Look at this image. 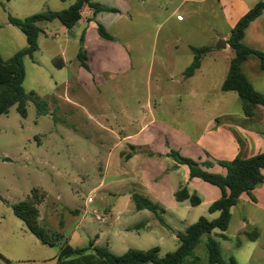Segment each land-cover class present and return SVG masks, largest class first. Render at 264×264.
Segmentation results:
<instances>
[{
	"label": "rangeland",
	"instance_id": "rangeland-1",
	"mask_svg": "<svg viewBox=\"0 0 264 264\" xmlns=\"http://www.w3.org/2000/svg\"><path fill=\"white\" fill-rule=\"evenodd\" d=\"M74 1L0 0L1 57L8 59L27 46L25 34L9 23V15L23 18L63 10ZM92 1L114 9L99 11L102 21L92 20L96 26L66 28L57 19L37 23V50L23 56L26 115L18 112L17 103L0 115V212L37 188L44 194L38 205L40 225L67 240L76 232L79 239H72L70 245L85 247L95 233L106 231L99 245L107 244L115 254L159 246L163 256L178 246L177 231H184L199 216H217V212H208L213 200L206 188L216 191L217 198L221 190L199 178L189 179L186 164L174 167L170 170L174 191L187 186L202 200L197 205L188 200L167 204L161 213L170 226L166 228L151 211L134 209L127 197L132 191L140 193L139 167L144 158L150 159L145 151L176 150L201 168L221 174L226 169L219 160L264 151V106H257L255 115L246 117L236 92L221 89L233 56L224 41L234 24L230 10L236 7L240 16L260 0ZM97 24L112 35L109 45L115 50L122 47L123 58L112 48L110 53L96 52L101 72L88 90L71 73L81 36L88 42L98 37ZM243 42L264 51V11L246 28ZM191 46H210L211 51L193 75L185 76L194 57ZM110 56L122 66L103 64ZM54 57L63 58L65 64L58 67ZM241 68L264 94V70L258 58L249 56ZM37 100L46 103V112H40ZM124 135H133L127 142L142 145H135L136 157L130 161L120 153L134 152L119 143ZM170 198L175 201L166 189L163 200ZM76 209L79 212L73 213ZM93 210L103 222L95 220ZM13 219L17 239L0 247L8 264H49L57 247L42 244L19 218ZM234 236L226 242L216 237L223 258L233 256L237 264L252 263L254 243L239 233ZM205 241L203 234L194 248L199 264H209Z\"/></svg>",
	"mask_w": 264,
	"mask_h": 264
},
{
	"label": "trees",
	"instance_id": "trees-1",
	"mask_svg": "<svg viewBox=\"0 0 264 264\" xmlns=\"http://www.w3.org/2000/svg\"><path fill=\"white\" fill-rule=\"evenodd\" d=\"M84 5L92 8L94 15L99 11L114 10L92 0H75L69 8L63 10H47L23 18L8 16L9 23L25 34L27 46L8 59H3L0 55V115L7 113L9 107L15 103L18 104V112L22 116L26 115L27 94L22 86L25 76L23 56L25 54L32 55L37 50V37L40 31L37 23L57 19L64 27L70 28L81 19V9ZM263 11L264 0L257 1L238 18L225 40V44L229 46L233 56L230 59L227 74L221 83V89L236 92L246 117L254 116L257 106H264V94L253 87L241 68V64L249 56L254 55L259 60L260 69L264 70V51L250 47L243 42L246 28ZM97 32L99 37L104 40L112 39V35L106 31L102 24H97ZM80 41L76 57L80 65L87 69V54L83 37ZM191 50L194 57L184 70L185 76H191L200 67L203 56L211 51V47L191 46ZM52 60L58 67L63 65L60 57H54ZM31 94L35 98V93ZM36 103L40 112H46L44 101L37 100ZM167 156L178 164H186L190 178H200L217 186L221 190V196L208 206V212H217V216L214 218L199 216L184 231H177L175 235L179 241L178 246L163 256L159 255V246L146 250L129 248L122 254H115L108 245H96L93 240L85 247L71 246L61 233H49L40 225L38 205L43 201L44 194L37 188H33L25 199L10 204L11 210L42 244L60 246L56 264H199V257L194 254V248L203 234H206L205 246L209 264H237L233 256H230L228 260L223 258L222 249L216 237L227 239L225 231L230 223L232 207L237 204L242 194L252 197V190L263 182L264 151L249 157L235 156L230 160H219L218 163L226 169L224 174L205 170L193 158L181 156L176 150L169 151ZM130 197L136 210L151 211L163 226L170 228L161 216L164 210L159 203L138 192H132ZM174 198L176 201L188 200L191 205L201 202L200 196L196 192H189L187 186L176 190ZM252 198L254 199V197ZM72 212L75 213L76 210ZM215 230L219 232H215ZM239 234L250 241H255L259 238L260 231L257 227L246 223V227L239 231Z\"/></svg>",
	"mask_w": 264,
	"mask_h": 264
},
{
	"label": "crops",
	"instance_id": "crops-1",
	"mask_svg": "<svg viewBox=\"0 0 264 264\" xmlns=\"http://www.w3.org/2000/svg\"><path fill=\"white\" fill-rule=\"evenodd\" d=\"M238 4H240V1L238 2ZM236 9H237L236 7L235 8L233 7L230 10L231 13H229L230 18H231V15H235L234 21H233L234 24L238 20V18L241 15H243L249 8L246 9V11L243 12L240 16H237V14L235 12ZM93 18L99 22L102 21V19H100V18H102L100 12H97L96 16L94 17L92 8H90L87 5H84L81 9V19L76 23L77 27L82 28V26H84V24H86L88 27L96 26V24H94L92 22ZM233 25H232V27H233ZM81 37H83V35ZM98 37L93 38V40L90 42H88L86 39H84V42H83L84 48H85L86 54H87L86 63L88 65V68L86 69V68L82 67L80 65L78 59H77L75 65H73V72L71 73V75L75 78V80L78 82V84L80 86H85L88 90L93 89L94 78L96 75H100V72H101L100 66L98 65L99 61L96 60V58H95L96 52H100L99 50H101L102 52H105V51H109V49L112 48V51H115L118 55H120V57L123 58L122 49H121L122 47L119 46V47H117V50H115L114 46L109 45V43H108L109 40H104L101 38L98 39ZM225 47L229 48V46L227 44ZM110 51L108 53H110ZM76 56H77V54H76ZM110 57H111V59L109 57H106V58H108L106 61L102 60V62H104L103 64H106V63L109 64L110 63L112 67H116V68L122 66V64L120 63V60L118 61V59L114 58L113 56H110ZM61 59H62L63 65H64L65 61L63 58H61ZM200 67H201V65H200ZM198 69H196L195 71H197ZM97 115L101 119L104 117L100 113H98ZM261 115H262V113H261ZM89 116L92 117V115H90V114H89ZM249 125L250 124L246 123V126H249ZM143 127L144 126H142V128ZM107 129L110 132L114 131L113 128H107ZM132 137H133V135H124L119 139V143H126L134 151L133 153L129 152V151H124V150L120 151L121 157H123L124 159H127V161H130V159H133V157H136V151L134 150L135 145H141V144H133V143L127 142V141L131 140ZM229 141H230L232 146H235V139L232 136H229ZM245 147H247V146H245ZM255 154H257V153H255ZM144 155H147L148 158H150V159L148 160V159L144 158L143 164H141V166L139 167V169H140V171H139L140 172V187H138V189H139L140 193L144 196L149 197L153 201H156L157 203H159L163 207V209H164V207H166L167 204H171V205L175 204L176 205L177 203H176L175 198H174L175 201H173V199L170 198L167 202V201L163 200V195H164V191L166 189H169L171 191L172 196L174 197L175 191H174V187H173L174 185H172L173 184V175H172V171H170V170H172L174 167L178 169L179 164L176 163L173 159H171V157L167 156V152H154L150 149H147V151H145ZM245 157H249V156H245ZM262 172H263V176H264V169ZM186 176H188V178L191 179L189 177V171H188V175L186 174ZM194 178H196V177H194ZM206 189H207L209 195L211 196L210 199L213 201H214V199L216 200V198L218 197V193L216 191H214L212 188L210 190H209V188H206ZM132 192H134V191H132ZM132 192H129V194L127 196L130 199L131 203H132V201H131L130 195ZM252 197H254V199ZM252 197H251V195H247V194H242L239 197L237 204L235 206H233L231 209L230 223H229L228 228L225 232V234L227 235V239H222V238L221 239L225 242L228 241L229 239H232L233 237H235L234 235L238 234L239 231H241L242 229H244L246 227V223H249V224L257 227L260 231V236L257 240L252 241L254 243V245H253L254 247H253V255L250 259H253V260H252V263H250V264H264V180H263V182L259 183L252 190ZM202 202H204V200ZM209 202H211V201H209ZM132 206L135 209L133 203H132ZM7 208H9L10 210L7 209L4 212H0V247L5 241L13 242V241H16V239H17V231H16V226H15L16 221H15V219H13V218H17V217L13 214L10 206ZM143 210H147V209H143ZM77 212H79V211L76 209V213ZM93 213H94V210H93ZM110 226L112 227L113 224L110 223ZM146 227L150 228V225L147 224ZM121 228L124 230L125 229L127 230L126 226L125 227L122 226ZM104 233L106 234V231L100 232V233H95L92 236V238H90L89 242L91 240H93L94 244L99 245V240L104 236ZM72 239L78 240L79 235L76 232L71 233V235L69 236V238L67 240V243L70 244V241ZM161 239H162V236H161ZM89 242H88V244H89ZM71 246H73V245H71ZM55 247H57V251L50 254L51 256L49 258V260H50L49 264H56L57 256L60 252V246L55 245ZM6 259H7L6 256H4L3 254L0 253V264H8ZM25 259H27V258H25ZM46 259H48V258H44L45 261H46Z\"/></svg>",
	"mask_w": 264,
	"mask_h": 264
},
{
	"label": "built area",
	"instance_id": "built-area-1",
	"mask_svg": "<svg viewBox=\"0 0 264 264\" xmlns=\"http://www.w3.org/2000/svg\"><path fill=\"white\" fill-rule=\"evenodd\" d=\"M95 214V216H94V218H95V220H99V221H101V222H103L104 220L102 219V217L101 216H99L98 214H96V213H94Z\"/></svg>",
	"mask_w": 264,
	"mask_h": 264
}]
</instances>
